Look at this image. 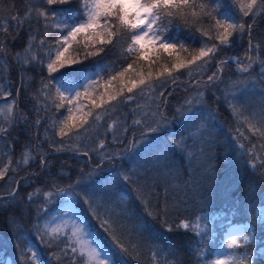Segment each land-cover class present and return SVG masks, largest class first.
Here are the masks:
<instances>
[{"label": "trees", "instance_id": "obj_1", "mask_svg": "<svg viewBox=\"0 0 264 264\" xmlns=\"http://www.w3.org/2000/svg\"><path fill=\"white\" fill-rule=\"evenodd\" d=\"M240 1L248 0H195V10L200 12L199 5L204 4L209 14L162 17V23L172 22L167 37L182 41L186 51L177 44L169 54L157 46L141 58L135 48L128 51L130 29H121L112 44L88 41L85 46L81 35L65 54L80 62L49 73L47 63L49 58L55 60L56 49L61 47L56 41L62 39V33L53 17L45 21L37 19L36 13L66 7L73 12L64 16L73 23V14L81 19L74 11L81 7L80 0L55 6L46 5L44 0H0V45L4 48L0 51V171L7 169L0 178V195H6L0 197V264L12 255L17 264H31L24 253L28 244L40 246L49 264H71V249L76 248L75 264H84L71 235H51L42 225L71 198L86 213L92 229L112 248L111 264H207L211 254L203 253V245L214 238L212 228L220 227L217 232L221 231L212 247L213 256L225 237L223 232L235 223L248 224L250 241L241 242L234 250L239 264L241 260L264 264V128L253 132L259 128L261 116L249 114L246 121L238 120L229 106L230 95L237 88L227 84L230 76L237 82L239 75H250L237 70L231 59L234 54L251 56L258 62L264 51V10L259 9L264 0H257L252 9L255 15L244 16L240 11L239 19L245 23L242 39L237 41L234 35L231 46L216 39L219 29L215 21L222 12H234ZM30 9L34 14L26 20ZM14 17L23 20V25L17 26ZM45 23L49 27L45 28ZM250 23L252 44L260 46L258 54L249 49ZM5 26L7 32L2 31ZM202 41L219 47L204 58H214L209 69L196 74L204 60L179 70L173 68L178 57L187 62L197 55ZM95 52L99 54L88 55ZM97 67L98 91L82 111L75 112V103H69V98L61 102L57 81L80 80ZM188 71L196 75L190 78ZM213 73H218L217 77L210 81ZM141 76L146 80L142 85L138 83ZM259 76L264 86V75ZM173 78L175 83H170ZM132 81L137 86L128 93ZM244 92L242 89L236 96H244ZM109 95L117 99L107 102ZM101 97L106 103L96 107L92 101L100 104ZM127 97L133 99L126 101ZM238 110L246 114L245 109ZM86 112H91L88 124L60 135L64 121L73 122L68 120L69 114L79 123L80 115ZM172 127L177 132L170 130ZM240 131H249V146L242 157L241 147L233 139ZM208 136L216 142L211 147L201 141ZM74 138H78L75 143ZM182 143L184 150L176 147ZM205 152L214 154L212 160L199 166ZM232 155L241 162L237 158L223 161ZM137 174L142 175L141 180ZM116 190L126 191L127 200L117 196L112 201ZM222 192L224 196H220ZM166 200L176 207L164 217L159 212ZM185 221L191 225L189 230L181 226Z\"/></svg>", "mask_w": 264, "mask_h": 264}, {"label": "snow or ice", "instance_id": "obj_2", "mask_svg": "<svg viewBox=\"0 0 264 264\" xmlns=\"http://www.w3.org/2000/svg\"><path fill=\"white\" fill-rule=\"evenodd\" d=\"M72 0H44V3L48 6L55 5H66L70 4ZM81 7L79 9L74 10L76 13L80 14L81 19H77L73 14L72 19L73 23L67 22V17L64 16L65 13H72L73 10L66 8H56L51 7L44 11H39L36 13L37 19L43 17L45 21H47L48 17H53V20L56 26L62 33V39H58L56 43L61 47L56 49V58L55 60H51L47 63V69L49 73L56 72L58 69L65 67L66 65H72L75 63H79L80 61L76 59L66 58L65 54L72 47L74 42H77V38L83 35V39L85 41V46H87L88 41H92L93 44H112L113 38L117 36V34L121 31V29H130L132 31V35L128 37L130 41V47L128 51H132L133 48L139 53L141 58H144L148 55V52L145 51L148 45L153 47H157V50H162L164 52H168L171 54L176 50L177 44L180 45V48L183 50H187L184 46V43L175 38H168L166 33L169 30V26L171 25V20H168L167 23H162V17H173L174 15H179L182 17H186L191 15L194 18H198L202 14H209L205 9L204 4H200V12H197L195 0H80ZM257 7V0H248L246 4H244L241 8L244 16L255 15L252 12L253 8ZM259 9L264 10V2L259 4ZM33 11L30 9L25 13V19H30L33 16ZM61 17L59 20L56 17ZM13 19L16 20L17 26H22L24 21L20 20L16 17ZM103 21V22H102ZM231 21V22H228ZM159 23V26L158 25ZM254 23V21H253ZM216 27L219 29V32L216 36V39L220 42V44L225 46H231L230 42L232 41V37L235 35L236 40H240L243 37L245 32V23L239 19V17H228L225 19L224 23H221L220 20L215 21ZM45 28L49 27L47 23H45ZM251 23L248 25V35H249V49H259V45H253L251 40ZM2 31L7 32L8 29L5 26ZM151 34V35H150ZM31 39V37H30ZM43 43V41H41ZM202 46L197 55H194L187 62L177 58V62L173 65V68L179 70L181 68L189 67L190 65L197 64V61L204 60L205 57H209L216 51L215 46H207L206 44L201 42ZM3 45H0V51H3ZM98 55L99 52L88 53V55ZM248 60L247 66H240L239 60L237 61V67L241 72H248L251 68L252 64L256 63L251 56H247ZM261 64V72L264 73V60L259 61ZM208 63H211V60H204L203 65H199V68L205 67ZM224 63V61H221ZM131 68V65H128V69ZM127 70V69H126ZM165 71H168L169 76L171 77L172 73L170 70L165 68ZM222 71V69H218V72ZM218 73H213L208 77L211 81L217 77ZM124 72L120 73V76L123 77ZM152 73L149 72L148 76L151 77ZM162 75V73H161ZM113 79H116L114 76ZM170 83H175V78H173ZM131 87H127V92L131 93L133 89L137 86V82H130ZM139 84H145L146 80L143 76H141L138 81ZM154 90V89H153ZM59 91V89H57ZM87 95V93H85ZM159 95L163 96V91L159 92ZM76 99L78 100L80 97V93H75ZM61 102L67 99V97L63 96V93H60ZM117 99L116 95H109L108 101L111 102ZM133 97H127V100H131ZM69 103H75L74 100L69 101ZM92 103L96 105V107L102 106L106 101L103 97L100 98V104H96L93 100ZM9 111H11V106H9ZM82 111V109H81ZM179 111V109H177ZM71 112V110H70ZM91 116V112L82 113L79 117V123H76L77 118L71 114L68 116V120L73 121L72 123H68L64 121V126L60 129V135L65 136L72 128H83L84 125L88 124V117ZM260 121L259 128H254L253 132L255 134L256 131H260V129L264 128V110L260 113ZM162 119H166L161 114ZM97 120L100 119L99 116L96 117ZM139 123V121H137ZM151 128V126H149ZM151 130L155 131V128ZM3 130H0L2 132ZM87 131V130H86ZM261 136L264 137V132H261ZM103 147V145H101ZM177 148L184 150L181 148L180 144L176 145ZM87 155V152L84 153ZM28 162V155L25 154L24 163ZM7 169L0 171V178H3ZM64 193H61L63 195ZM14 195V194H13ZM49 196L52 193H48ZM31 199V197H29ZM175 205H169L167 200L164 203L162 209H160L159 214L167 217L170 213L175 210ZM152 213H149L151 215ZM115 223V221H113ZM167 223V220H165ZM183 229L189 230L191 225L189 222L185 221L181 225ZM196 229H199V224H196ZM171 230V229H169ZM52 233L55 234L59 231L58 228L51 229ZM77 231H82V229H77ZM199 231H196V235H199ZM73 236L77 235V232L74 231L72 233ZM243 242L249 243V237L243 236ZM70 244L71 241H68ZM91 242H89L90 244ZM241 245V241L235 237L229 239L226 242V247L228 249H233L234 247H239ZM71 252L73 253V257L71 259V264H75L77 259V249L72 248ZM87 255L88 261H95V264H105L104 260L99 259L100 253L96 251L95 248L89 247L87 251L83 247H81L78 256L83 257ZM33 259L38 260L36 253H32ZM42 264V262H41ZM215 264H231V258L228 260L218 259L215 261ZM240 264H245L244 260L240 261Z\"/></svg>", "mask_w": 264, "mask_h": 264}, {"label": "rangeland", "instance_id": "obj_3", "mask_svg": "<svg viewBox=\"0 0 264 264\" xmlns=\"http://www.w3.org/2000/svg\"><path fill=\"white\" fill-rule=\"evenodd\" d=\"M247 2L248 1H240L239 3L240 9ZM228 17H239V16L237 13L228 11V12H225L224 16L221 18V21L224 23L225 19ZM228 22H231V21H228ZM207 46L211 47L208 44ZM154 49L155 47L148 45L145 51H147L148 53H151L153 52ZM216 49H219V47H216ZM254 50L258 54L257 49H254ZM214 53H216V51H214ZM233 57L235 58L231 57V59L232 60L234 59L233 62L236 64V67H237L238 60L240 62L241 67L247 66L248 60L246 59L247 57L246 55L237 57V55L234 54ZM213 59L214 58H210V59L208 58L207 60L212 61ZM260 60H264V51H262L261 56L258 58V62L252 64L251 68L249 69L248 72H250V75L242 76V77H240L241 75H239V78H238L239 81L237 82H235L233 77L230 76L227 82V84L231 83L230 85L234 86V89L237 88L236 93H234L233 91V95H230L231 102L229 103V106H231L234 109V113L238 117V120L240 121L242 120L246 121L248 119L249 114H251L250 116L252 117L254 116L258 118L257 116H260L261 111L264 110V86L259 76V75H264V73L261 72V64L259 62ZM212 64L213 62L208 63L205 67L201 68L200 71H198L196 74H199V72H205L207 69L210 68ZM237 70H239L238 67H237ZM98 71H99L98 67L93 70L88 71L85 74V76H83V79L79 81H71V80H66L65 78H62L56 83L57 89H59V93L62 92L63 95L69 98L70 101L72 100L75 101V104L73 105L74 110H76L75 112L77 111L79 112L82 108H84L86 106V102L92 100L94 94L97 93L98 86L96 84L99 83ZM190 71L187 72V75L190 76V78H192L196 74H191ZM240 73L244 74L245 72L240 71ZM222 76H224L223 73L221 77ZM242 89H245L244 96L242 95L236 96V94L242 92ZM77 92L80 93V97L78 100L76 99V96H75V93ZM85 93H87V95H85ZM224 95L226 96L227 94H224ZM247 95L249 96L248 98H247ZM225 100H227V96L225 97ZM251 101H254V103L251 104ZM248 106L249 108H247ZM241 108L242 110L245 109L246 114L244 113L243 115V112L241 113V110H238ZM238 111L242 115H239ZM145 113L149 114V110H147ZM154 113H155V119L157 120L158 117L156 116V112ZM251 127H254V126H251ZM111 131H113V129H111ZM94 132H95L94 136H97L98 128H95ZM202 132L203 131L201 130V133ZM240 133L241 135L239 136L235 135V138L233 137V139L241 147L239 150L241 151V157H242V152L247 150L249 146L248 145L249 142L246 139L249 137V131L244 132V133L240 131ZM111 136L114 138L113 135ZM196 138L201 140V137H196ZM207 138H209L211 142ZM212 138H213L212 136H208L204 138V140L206 141L204 140H201V141L204 142V145L211 147L216 143L215 141H213ZM77 139L78 138H74L73 143L77 142ZM101 145H103V143ZM147 145L148 144H146V147ZM138 148H141V147L139 146ZM181 148H184V143H182ZM213 155L214 154L211 152L209 156L206 154V152L203 153L200 157L201 163H198L199 166L207 165L208 162L212 160ZM236 158L241 162L240 160L241 158L234 157L233 155L230 156L229 158H226V159L224 158L223 161L224 162L226 161L229 163V162H233V160ZM254 162L255 164H257L256 159ZM136 176L140 180L142 179V175L137 174ZM108 195H110V192L108 193ZM224 195H225L224 192L220 194V196H224ZM117 196L120 197L121 201H126L128 193L126 191L117 192L116 190V192L113 194L112 197H110V199L114 201L117 198ZM95 200L97 201V199ZM42 225L44 226L45 230L51 235H54V236H60L61 234L71 235L73 237L72 239H75L77 241L79 250L81 249V247H83L85 251H87L89 247L95 248L96 251L100 253L99 259L104 260L105 264H111L113 257H114V252L112 248L104 243V241L98 236L97 231L92 229L87 215L83 212L81 207H79L72 198L68 200L60 208V210L54 215L52 219H50L49 221L43 222ZM53 228H58L59 231L53 234L51 231V229ZM219 228L220 227L212 228V235L214 238H211L209 243H204L203 245V253H205L206 255H209L208 254L209 252L211 254V256L207 259V264H215V261L218 259L228 260L229 258H231V264H239V261L237 260V257L234 253V250H236V247H234L233 249H228L226 247V242L229 239H232L233 237L243 242V239H242L243 236H248V233H247L248 224L245 225L243 223H235V224H232L229 228H227V230L223 232L226 235L225 241L221 242L219 248L213 252V256H212V247L216 245L218 241L217 237L221 235L220 230L217 232ZM77 229H82V231H77ZM74 231L77 232L76 236L72 235ZM89 242L91 243L89 244ZM24 251H25L24 252L25 256L27 257V259H29L31 264H41V262L42 264H49V261L45 258L40 246L34 247L33 245L28 244V246L24 248ZM33 252L36 253L38 260L33 259V256H32ZM83 259H84V262H83L84 264H95V261H88L87 255L83 256ZM5 264H17L15 257L13 255L8 257L7 260L5 261ZM164 264H169V263H164Z\"/></svg>", "mask_w": 264, "mask_h": 264}, {"label": "bare ground", "instance_id": "obj_4", "mask_svg": "<svg viewBox=\"0 0 264 264\" xmlns=\"http://www.w3.org/2000/svg\"><path fill=\"white\" fill-rule=\"evenodd\" d=\"M239 3H240V2H239ZM239 6H240V5H239ZM59 8H64V7H59ZM65 8H66V7H65ZM66 9H67V8H66ZM235 9H237V10H234V13H237L238 16H240V15H241V12H240L241 9H240V7H238V8L236 7ZM224 14H225L224 12L221 13V15H220V20H221V18L224 16Z\"/></svg>", "mask_w": 264, "mask_h": 264}, {"label": "water", "instance_id": "obj_5", "mask_svg": "<svg viewBox=\"0 0 264 264\" xmlns=\"http://www.w3.org/2000/svg\"><path fill=\"white\" fill-rule=\"evenodd\" d=\"M17 191V187H16V189H15V191H14V193ZM6 195H0V197H5Z\"/></svg>", "mask_w": 264, "mask_h": 264}]
</instances>
